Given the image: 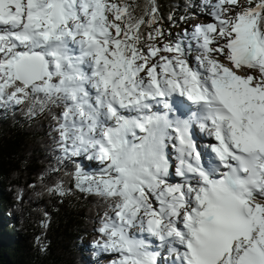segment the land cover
Listing matches in <instances>:
<instances>
[{
  "label": "snow or ice",
  "instance_id": "snow-or-ice-1",
  "mask_svg": "<svg viewBox=\"0 0 264 264\" xmlns=\"http://www.w3.org/2000/svg\"><path fill=\"white\" fill-rule=\"evenodd\" d=\"M204 8L173 36L157 0H0V109L49 112L58 159L97 162L71 177L108 264H264V0Z\"/></svg>",
  "mask_w": 264,
  "mask_h": 264
},
{
  "label": "trees",
  "instance_id": "trees-1",
  "mask_svg": "<svg viewBox=\"0 0 264 264\" xmlns=\"http://www.w3.org/2000/svg\"><path fill=\"white\" fill-rule=\"evenodd\" d=\"M129 2L139 14L146 0ZM203 3L157 0L165 34L179 35L186 15L200 17ZM53 127L47 111L29 116L27 106L0 109V264H93L96 257L91 243L104 204L73 187L71 173L81 162L58 159ZM58 182L71 191L50 193Z\"/></svg>",
  "mask_w": 264,
  "mask_h": 264
},
{
  "label": "rangeland",
  "instance_id": "rangeland-1",
  "mask_svg": "<svg viewBox=\"0 0 264 264\" xmlns=\"http://www.w3.org/2000/svg\"><path fill=\"white\" fill-rule=\"evenodd\" d=\"M208 18V17H207ZM197 21V22H196ZM200 21H206V20H204L203 18H201V20ZM200 21H198V17H194V18H189V21L186 23L187 25H190V24H192V26L193 25H195L196 23H198V22H200ZM194 22H196L195 24H193ZM192 26L190 27V29H192ZM182 32H184V30H181V32L180 33H182ZM83 161H85L86 162V164L88 165V167L89 168H87V169H89V170H95L99 165L97 164V162H95V161H91V160H89V159H84ZM83 161H82V163H83ZM177 179H179V178H177ZM101 256V255H100ZM101 259L102 260H108L109 259V257H106V256H101ZM92 263H94V261L92 262ZM105 264H108V261L107 262H104Z\"/></svg>",
  "mask_w": 264,
  "mask_h": 264
}]
</instances>
